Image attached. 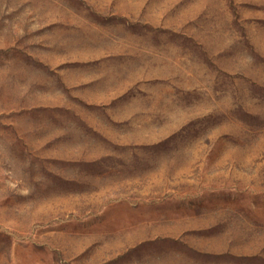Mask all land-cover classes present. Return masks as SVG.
I'll list each match as a JSON object with an SVG mask.
<instances>
[{
  "label": "rangeland",
  "instance_id": "rangeland-1",
  "mask_svg": "<svg viewBox=\"0 0 264 264\" xmlns=\"http://www.w3.org/2000/svg\"><path fill=\"white\" fill-rule=\"evenodd\" d=\"M0 264H264V0H0Z\"/></svg>",
  "mask_w": 264,
  "mask_h": 264
}]
</instances>
